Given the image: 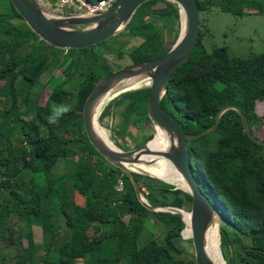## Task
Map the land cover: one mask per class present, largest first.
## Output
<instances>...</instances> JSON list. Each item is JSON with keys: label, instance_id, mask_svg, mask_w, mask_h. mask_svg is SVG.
<instances>
[{"label": "trees", "instance_id": "16d2710c", "mask_svg": "<svg viewBox=\"0 0 264 264\" xmlns=\"http://www.w3.org/2000/svg\"><path fill=\"white\" fill-rule=\"evenodd\" d=\"M158 3L163 8H155ZM195 3L199 14L211 8L232 15L261 10L258 0ZM8 5L10 12L4 18L21 19ZM159 21L169 30L176 27L177 6L166 0H150L137 7L129 19L123 31L129 39L136 36L140 40L128 51L136 52V62L160 57L175 42L176 33L169 46L161 43L156 25ZM200 29L191 53L166 83L159 100L161 108L178 121L184 133L196 134L211 126L219 108L235 105L246 117L251 134L258 138L251 128L257 130L264 125V115L258 116L254 109L255 102L264 104V52L239 57L229 55L225 47L206 51ZM1 35L8 38H0V224L9 214L14 215L20 243L26 242L21 254L12 256L9 264H36L37 260L40 264H74L75 259L84 264H195L193 252L180 258V234L184 230L180 216L143 207L129 180L99 156L83 133L81 107L86 96L99 80L114 72L104 58L84 55L83 59L93 66H100V74L86 77L68 106L71 110L50 124L48 119L56 106H67L70 100L71 94L61 87L72 66L62 71L67 72L64 80L54 83L55 77L49 76L42 84L40 77L56 57L46 49L55 48L44 42L36 47L31 39L37 37L25 25H4L0 20ZM121 55V51L114 54L117 59ZM120 68L116 66V70ZM49 83H53L52 88H47L44 104L39 105L40 92ZM148 92V87L131 89L111 100V105L119 108L116 133L122 140L130 139L135 148L153 135L149 148L164 145L171 150L174 140L156 126L153 134L145 133L151 130L146 115ZM104 115L105 109L97 121ZM129 126L134 134L127 132ZM114 146L127 150L122 143ZM187 154L200 191L221 217L219 244L230 249L233 264H264V145L251 142L242 131L237 113L226 110L212 133L187 142ZM59 162L64 172L58 175L52 170ZM132 176L149 206L178 208L189 218L186 211L191 198L187 192L146 175ZM35 177L43 186L36 185ZM118 181L120 191L116 190ZM73 193L83 198L82 204L72 199ZM146 219L164 227L161 243L145 230ZM107 225H111L109 232L105 230ZM33 226L48 234L42 246L35 245ZM59 230L68 239L56 246L53 234ZM1 239L5 237L0 232ZM187 242L191 244L190 239ZM41 248L43 255L35 258Z\"/></svg>", "mask_w": 264, "mask_h": 264}, {"label": "water", "instance_id": "95a60500", "mask_svg": "<svg viewBox=\"0 0 264 264\" xmlns=\"http://www.w3.org/2000/svg\"><path fill=\"white\" fill-rule=\"evenodd\" d=\"M150 0H117L105 12L92 17L77 15L55 14L42 5L39 0H8L14 11L18 14L27 28L45 44L63 50H79L91 47L122 32L134 11L141 4ZM174 3L178 8L180 31L166 53L160 57L128 65L114 71L107 77L99 80L89 91L81 107V122L83 133L88 143L111 166L121 171L129 180L134 189L137 200L148 211L167 212L180 216L181 209L174 207H152L140 195L138 185L133 179V172L129 165L140 163L143 155H159L169 161L180 175L183 185L180 188L187 192L191 198L189 211V239L192 245L193 260L195 264H212L205 254V236L212 220L217 223L221 217L200 191L198 182L193 175L188 162L187 142L195 141L212 133L219 116L226 110H233L239 116L242 131L246 137L257 145H264V140L254 137L247 124L246 117L235 105H224L217 110L213 123L209 128L196 134L183 132L178 121L159 104L160 97L169 81L171 74L180 67L191 53L198 36L199 12L195 0H166ZM181 17L184 27L181 29ZM143 77L149 80L148 96L146 101V115L153 126L163 130L170 139L174 140V147L165 153H156L148 147V143L132 150H112L96 138L92 129L94 109L100 101L113 88L122 81ZM135 174V173H134ZM144 175V174H142ZM147 176V175H146Z\"/></svg>", "mask_w": 264, "mask_h": 264}, {"label": "rangeland", "instance_id": "374dc122", "mask_svg": "<svg viewBox=\"0 0 264 264\" xmlns=\"http://www.w3.org/2000/svg\"><path fill=\"white\" fill-rule=\"evenodd\" d=\"M42 5L46 8L50 7L51 2H47L46 0H39ZM55 1V0H52ZM259 7L261 10L259 12L252 13H244L242 15H232L229 13H222L215 8H211L207 13L199 14V29L201 31V43H203L206 51H210L214 48L225 47L228 54L231 56H239V57H247L257 53L264 52V0H258ZM155 8H163V5L158 3L155 4ZM10 12V8L7 0H0V20L4 22V25L9 23L15 27H21L24 22L21 19H10L4 18V15ZM202 24V26H201ZM158 29V34L160 41L163 45L169 46L172 41H174L173 35L176 33V37L180 31V20L178 18L177 26L172 29H168L167 27L162 26L160 21L156 23ZM26 26V25H25ZM151 33V30L147 31ZM35 36V35H34ZM32 36V37H34ZM31 37V38H32ZM1 39H7L8 37L1 35ZM33 43H35L36 47H42V41L38 38L31 39ZM125 42L128 44L125 46ZM140 40L134 36L133 38H128L124 31L118 33L117 35L110 37L98 44L91 46L89 49L84 50H63V49H50L45 48L46 53L51 51L56 55V57L50 61V65L48 70L44 75L40 77V83L44 84L45 81L49 78V76H54L55 82H60L61 78L64 80L67 76V72L64 71L68 66H72V72H69V77L66 83L61 87L64 92L70 93V100L68 101L67 106L72 102L74 98V94L79 87L80 83L90 75H98L100 74V69L98 65H94L90 61H86L83 59L84 55L87 53H92L104 58L106 61V65L111 70L116 71V66L125 67L128 65L136 64V52L128 53L129 48L133 45H138ZM125 46V47H124ZM124 48V49H123ZM122 52L120 59L115 58L114 54L116 52ZM103 79V78H102ZM132 83L129 85H135L130 89H114L112 95L106 97L98 107L96 117L101 114L103 109H105V115L100 122L95 121V123L105 130L106 140L114 146V144L122 143L125 145L127 150H132L133 143L128 138H124L123 140L120 138L119 134L116 133V129L120 123V118L118 116L119 108L111 105V100L115 98L120 93L131 90V89H139L142 87H146L149 84V80L143 77L131 79ZM53 83H49L46 88H43L39 95V105H43L44 101L49 93L47 88H52ZM127 85V86H129ZM118 89V90H117ZM117 92V93H116ZM121 106V105H120ZM59 107V106H56ZM54 109V108H53ZM258 114V113H256ZM250 126H252L250 124ZM251 129H254L252 127ZM127 132L134 134L136 131L133 127H127ZM145 133H152L153 130L151 127L150 132L145 131ZM258 139L264 140V133L258 132L256 133ZM125 141V142H124ZM115 147V146H114ZM98 156V155H97ZM100 156V155H99ZM98 156V157H99ZM101 157V156H100ZM99 157V158H100ZM31 158V157H29ZM102 158V157H101ZM105 161V160H104ZM106 162V161H105ZM151 164L142 165L135 164L129 165V169L135 174H144L149 177L155 178L163 183L171 184L176 187H180L179 182H168L164 181L160 178L155 177L154 174L148 171ZM55 174H61L64 172V166L62 162H59L52 170ZM35 183L38 187L43 186L42 181L37 177L34 178ZM24 184H26V179L23 180ZM8 198H10L6 190L3 192ZM141 195V194H140ZM77 204H82V197L78 196L76 193H73L72 198ZM9 203L13 207L12 199H9ZM127 217H124L123 220H126ZM111 225H107L105 227L106 232H109ZM144 228L148 233H151L152 237L157 243L162 242L163 235L165 233V229L162 224L153 221L152 219H146L144 221ZM218 223L214 218L210 225V232L215 238V244H217V255L222 260L223 264H233V258H231V254L229 253L230 249L224 247L219 244V237L217 233ZM0 232L5 237V239H1L0 242V264L5 263L9 264L12 256L19 255L22 252V246L26 245L25 240H21L18 237V225L16 221V217L9 214L8 217L3 218V222L0 224ZM32 234L35 245L42 246L47 242L48 234L41 233L40 227L33 226ZM181 242L179 243V247L182 249V255L180 258L189 257L192 254V247L187 239L185 234L181 232ZM54 245H59L64 241H67L68 236L64 234L62 230H59L56 234H53ZM7 240V241H6ZM44 253V249H37L35 254V258L42 256ZM179 257V255H176ZM36 264H40V260H37ZM80 259H75L74 264H84Z\"/></svg>", "mask_w": 264, "mask_h": 264}, {"label": "bare ground", "instance_id": "6f19581e", "mask_svg": "<svg viewBox=\"0 0 264 264\" xmlns=\"http://www.w3.org/2000/svg\"><path fill=\"white\" fill-rule=\"evenodd\" d=\"M183 27H184V20H183V17H181V29H183ZM131 83H132L131 80L122 81L121 83L117 84L113 88V90L116 88H118V89L123 88V90L133 88L135 85H132V86L129 85ZM127 85H129V86H127ZM112 92L113 91H110L105 96L101 97L100 101L98 102L97 106L95 107V109L93 111L94 117H96V113H97L98 107L100 106L101 102L106 97H109L110 95L114 94ZM92 129H93V132H94V135L96 136V138L98 140H100L104 145L108 146L110 149H112L114 151H115V149H117L116 147L112 146L106 140L105 130L102 129L101 127H99L95 123V118L92 120ZM157 129L160 132L164 133V131L159 129L158 127H157ZM164 134H166V133H164ZM150 149L156 153H165V152L170 151L164 145L153 146V147H150ZM140 164H142V165L151 164L148 171H150V173L154 174L155 177H157V178H160L164 181H168V182H172V183L179 182L181 186L183 185V182H182L180 175L174 169V167L171 165V163L169 161L163 159L159 155H143L140 158ZM181 215L185 218V227H184V230H182V233L185 234L186 237H188L190 234L189 228H188L189 218L184 212H181ZM214 241H215V238L213 237L212 233L210 232V228H209L207 233H206V236H205V254H206V257L209 259V261L212 264H223L222 260L217 255V251H218L217 250V244H215Z\"/></svg>", "mask_w": 264, "mask_h": 264}, {"label": "built area", "instance_id": "2783aa9c", "mask_svg": "<svg viewBox=\"0 0 264 264\" xmlns=\"http://www.w3.org/2000/svg\"><path fill=\"white\" fill-rule=\"evenodd\" d=\"M117 0H55L47 9L55 14L77 15L92 17L105 12ZM50 4V3H49ZM116 190H121L120 181L117 182Z\"/></svg>", "mask_w": 264, "mask_h": 264}, {"label": "clouds", "instance_id": "9594fccd", "mask_svg": "<svg viewBox=\"0 0 264 264\" xmlns=\"http://www.w3.org/2000/svg\"><path fill=\"white\" fill-rule=\"evenodd\" d=\"M70 110V107L64 105L57 107L56 109H54L53 114L49 117L48 122L50 124L57 123L58 119Z\"/></svg>", "mask_w": 264, "mask_h": 264}, {"label": "crops", "instance_id": "0c3cea01", "mask_svg": "<svg viewBox=\"0 0 264 264\" xmlns=\"http://www.w3.org/2000/svg\"><path fill=\"white\" fill-rule=\"evenodd\" d=\"M254 109H255L256 113H258L257 114L258 116L264 115V104H260L258 102H255ZM258 132L264 133V125H261L257 130L256 129H252V133L255 136H257L256 133H258Z\"/></svg>", "mask_w": 264, "mask_h": 264}, {"label": "flooded vegetation", "instance_id": "af4514ba", "mask_svg": "<svg viewBox=\"0 0 264 264\" xmlns=\"http://www.w3.org/2000/svg\"><path fill=\"white\" fill-rule=\"evenodd\" d=\"M121 68H123V67H121ZM117 71V70H116ZM56 78V77H55ZM61 80H62V78H61Z\"/></svg>", "mask_w": 264, "mask_h": 264}]
</instances>
